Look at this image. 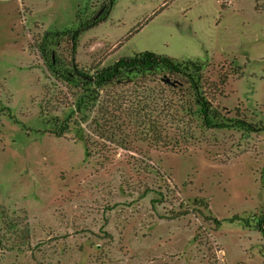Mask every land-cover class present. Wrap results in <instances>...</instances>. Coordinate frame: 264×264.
I'll return each mask as SVG.
<instances>
[{"label":"rangeland","instance_id":"rangeland-1","mask_svg":"<svg viewBox=\"0 0 264 264\" xmlns=\"http://www.w3.org/2000/svg\"><path fill=\"white\" fill-rule=\"evenodd\" d=\"M103 2L0 0V206L27 236L0 264H264V131L203 126L157 74L87 88L48 70L49 51L70 69L55 32ZM142 50L198 60L221 116L264 124V0H114L73 63Z\"/></svg>","mask_w":264,"mask_h":264},{"label":"trees","instance_id":"trees-1","mask_svg":"<svg viewBox=\"0 0 264 264\" xmlns=\"http://www.w3.org/2000/svg\"><path fill=\"white\" fill-rule=\"evenodd\" d=\"M114 0H104L100 9L89 19L71 30L56 31V34L64 33L68 36L70 43L69 60L70 69L66 73H61L59 60L53 55L52 51L45 53L44 63L48 70L56 75H61L70 80L81 81L82 85L89 88L92 85L100 86L106 83L121 82L131 79L134 76L143 77L145 74H157L159 80L165 85L183 84L190 92L195 105L197 106L200 120L203 126L208 128H236L248 132L264 131V124H255L241 117H224L221 116L216 107H213L210 100L203 92L202 88V64L198 60H177L173 57L154 53L149 50H142L131 56L118 57L111 64L102 67L96 71L88 73L79 69L73 63L74 46L78 34L89 27L97 25L105 20L112 8ZM49 33H44L40 42V50L45 52L44 42ZM43 57V56H42ZM12 118V115L9 114ZM55 128L51 130L56 137L62 136L67 130V121L57 124L55 120ZM211 220L214 228L218 226L219 221L216 218L205 217ZM0 245L5 250L20 249L27 242V236L21 231L14 228V223H10V219L5 216L0 206ZM257 227L264 237V210L257 220Z\"/></svg>","mask_w":264,"mask_h":264}]
</instances>
